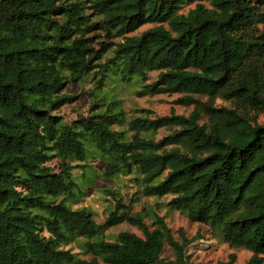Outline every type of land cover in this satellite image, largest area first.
<instances>
[{
	"label": "trees",
	"instance_id": "1",
	"mask_svg": "<svg viewBox=\"0 0 264 264\" xmlns=\"http://www.w3.org/2000/svg\"><path fill=\"white\" fill-rule=\"evenodd\" d=\"M144 24L153 26L131 34ZM95 31L115 47H97ZM110 68L120 80L156 71L139 94L181 93L194 108L135 117L127 139L114 128L120 113L96 112L95 101L89 115L63 122L56 111L75 98L65 87L87 75L102 85ZM261 113L264 0H0V264H190L188 241L157 214L151 229L116 208L98 224L67 204L80 189L71 170L94 155L104 179L136 171L145 196L171 195L176 210L250 251L247 264H264ZM163 127L167 137L147 136ZM54 156L57 173L47 164ZM123 221L142 235L106 240ZM77 238L89 259L64 248Z\"/></svg>",
	"mask_w": 264,
	"mask_h": 264
},
{
	"label": "rangeland",
	"instance_id": "2",
	"mask_svg": "<svg viewBox=\"0 0 264 264\" xmlns=\"http://www.w3.org/2000/svg\"><path fill=\"white\" fill-rule=\"evenodd\" d=\"M197 1L191 2L182 8L186 13L189 8H193ZM208 4L207 1H203ZM153 24H144L131 34H139ZM94 42L99 47V42H103L107 48L115 47L113 44L118 39H111L100 31H95ZM106 54V53H105ZM102 62L104 59L101 60ZM157 72H147L146 80L132 76L127 80H120L113 68L106 71V78L102 85H97L92 75H87L79 83L69 84L64 92L74 95L75 98L62 105L56 114L61 116L63 122L70 123L75 119L87 116L91 113L90 105L96 102V112L106 108L108 112L120 113V123L114 128L120 132L123 139L129 138L130 132L127 130V123L135 117L157 118L169 114L187 116L193 110L194 105H185L179 102L181 93H153L139 94L144 83H150L156 79ZM200 99L197 95L194 96ZM200 100L206 101V98ZM217 106H230V103L221 99L215 100ZM258 121L264 123V113L257 114ZM172 129L163 127L147 136L155 140H161L170 135ZM90 157L86 162H79L86 165L81 169L74 167L71 171L80 189H77L75 197L67 200V204L72 209L85 207L93 213V217L98 224H102L109 212L117 209L118 214L125 212L130 216L141 217L148 228H152V215L157 214L165 220L172 230L174 238L182 242L180 232L188 241L185 252L190 264H247L251 252L244 248L231 247L224 242L218 232L212 227L191 220L185 213L176 210L171 204V195L145 196L142 193V183L136 171L129 174L120 173L110 180L102 177L103 161L100 158ZM54 172L61 170V163L58 157H53L47 162ZM76 165L78 162H70ZM81 190V191H80ZM80 191V193H79ZM123 231L142 235L141 231L133 224L123 221L110 227L105 231L106 240H115V236ZM43 234H47L45 231ZM79 257L89 259L86 254L82 239L77 238L64 246ZM163 257L173 260L174 255L171 248L166 245ZM100 264H104L100 261Z\"/></svg>",
	"mask_w": 264,
	"mask_h": 264
}]
</instances>
